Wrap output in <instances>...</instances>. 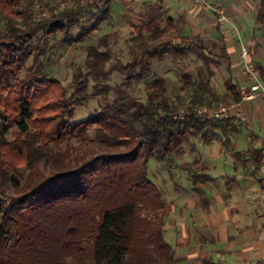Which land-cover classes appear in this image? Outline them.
I'll use <instances>...</instances> for the list:
<instances>
[{
    "label": "trees",
    "instance_id": "1",
    "mask_svg": "<svg viewBox=\"0 0 264 264\" xmlns=\"http://www.w3.org/2000/svg\"><path fill=\"white\" fill-rule=\"evenodd\" d=\"M111 1L105 0L108 7ZM32 5L30 2L27 10L21 8L18 0H0L1 12L6 16V27L0 29V180L3 185L11 183L23 193L17 198L0 199V264H68L70 258L78 264H174V250L164 240L163 219L152 221L143 215L150 207L163 208L161 191L149 178V162L166 161L172 153L180 155L190 130L206 141L209 132L218 127L195 118L174 121L172 116L179 109L225 106L229 101L211 91L209 78L195 81L190 74H183L179 79L180 90L185 92L183 98L170 102L163 78L147 86L146 103L129 95L121 86L103 88L98 91L99 111L83 121L72 122L75 107L87 98V77L97 82L106 79L110 70L130 73L138 69L127 79L140 81L153 61L185 57L192 46L161 44L143 51L127 65L119 63L106 71L111 54L100 50L108 46L105 36L100 46L87 50L86 78L75 79L69 100H65V91L57 82L45 74H36L33 91L52 90L53 102L44 106L47 102L32 97V84L19 82L18 75L36 49L33 41L38 32L45 29L54 34L62 28L68 32L84 9L69 10L41 25L30 20ZM99 21L90 29H96ZM256 21L264 27V0L259 5ZM136 30L137 38H142L144 32L152 40L165 34L152 21L140 24ZM226 86L231 101L238 103L241 99L238 89L229 82ZM14 91L17 96L11 101ZM110 93H114V99L102 106ZM40 102L43 103L38 108L36 104ZM11 111L16 114L13 123L24 139L8 144L2 139L8 131L6 115ZM48 113H52V118L38 117ZM93 125H98L94 131L95 142L106 147L124 146L126 152L91 158L33 181L38 162L55 163L52 144L84 140ZM24 155L33 176L21 185L9 174L16 158ZM65 188L72 192L68 191L60 201H53L55 194L60 196L59 189ZM41 202L42 207L38 206ZM60 204L66 207L63 212ZM84 240L87 247H83Z\"/></svg>",
    "mask_w": 264,
    "mask_h": 264
},
{
    "label": "crops",
    "instance_id": "2",
    "mask_svg": "<svg viewBox=\"0 0 264 264\" xmlns=\"http://www.w3.org/2000/svg\"><path fill=\"white\" fill-rule=\"evenodd\" d=\"M131 1L136 8L153 6L165 15L168 32L176 38L199 41L195 50L203 55L198 60L206 63L209 58L212 64L207 68L209 87L229 104L235 102L228 82L238 91L245 82L238 36L264 80V27L256 21L257 0H209L225 7L238 32L218 24L190 0ZM113 4L114 0L110 7ZM161 29L165 36L167 29ZM206 45L216 51L211 57L206 55ZM196 70L190 75L199 81L202 70ZM237 104L245 121L215 123L218 127L206 141L192 153L180 154L181 159L194 156V173L188 169L191 176H176L177 187L171 183L166 191L164 239L174 250V264H264V105L241 99Z\"/></svg>",
    "mask_w": 264,
    "mask_h": 264
},
{
    "label": "rangeland",
    "instance_id": "3",
    "mask_svg": "<svg viewBox=\"0 0 264 264\" xmlns=\"http://www.w3.org/2000/svg\"><path fill=\"white\" fill-rule=\"evenodd\" d=\"M18 1L21 8H25L27 10L29 9L28 4L30 2L31 4L33 3L32 8L30 9V20L34 24L41 25L69 10H76L78 8L84 9L83 14L77 19L76 23L68 30V32H65V28H62L61 30H57L54 34H49L45 31V29H41L38 32L37 39L33 41L36 49L29 56L23 66V69L18 75L19 82H29V84H32L33 88L30 90L32 97L39 99V101L43 100L44 102H47L44 106L53 102V94L51 89L47 93L46 90L42 93H35L33 91L36 86L34 82L37 77L36 74H45L49 80L57 82L59 87L65 91V100H69V97L74 92L76 85L75 79L77 77H79L80 80H82V78H86V74L88 72L86 66L87 50L91 47L100 46L101 40L105 36H107L108 46L107 48L101 47L100 50L109 51L111 54V61L107 64L105 68L106 71H108L113 65L119 63L127 65L139 57L143 51L151 50L161 44L172 43L177 45L184 44L186 47L189 45L192 46V51H189L185 57H165L162 61H153L149 72L146 73L140 81L127 79L130 73L135 74L138 72V69L130 73L121 71L120 69L110 70L106 79H99L97 82L93 80V77H87V98L82 104L75 107L72 122L83 121L94 116L95 112L99 111L100 96L98 91L103 88L121 86L128 92L129 95L142 103H146L148 98L147 86L153 80L163 78L166 80L168 88L166 97L170 102H173L177 97L183 98V96H185V92L180 90L179 79L183 74H186L190 68L193 70H191L189 74H196V69L200 67L202 70V72L199 73L201 78L205 80L208 77L207 68H209L212 64H210L211 61L209 62V58L207 59L208 63H203L201 59L200 61L198 60L203 55L202 50H195L198 47L197 45L199 41H190L186 37L178 39L172 33H169L168 31L170 28H168L169 24L166 16L160 14L156 8H153V6L136 8V5L132 3V1L129 3L130 0H114V4L111 7L107 6L105 0ZM257 1L260 5L261 0ZM68 3L73 4L70 7H63L64 4ZM126 3H128L129 6L125 5L124 7V4ZM38 7L42 10L41 12H46V17H42L40 19L37 18L39 14ZM140 17L142 18L141 20ZM98 21L99 24L96 26V29L91 30L90 28L96 25ZM149 21L156 23L160 26V28L165 27L167 29L166 35L159 39L152 40L147 37L148 35L144 32L142 38H137L138 31L136 30V27L142 22ZM17 23L20 24V21ZM5 27L6 16L0 9V29L4 30ZM206 46V55L211 57V54L216 51L208 45ZM17 91H14L13 94L10 95L11 101H13L17 96ZM25 91L29 90L25 89ZM114 97V93H110L109 100L102 102V106L110 103ZM41 103L43 102L36 104V106L39 108V104ZM52 116V113H48L47 115L44 114L38 117L52 118ZM6 118H8V131L3 136L2 140L8 144L22 141L24 139V135L20 134L18 128L13 123V121L16 120V114L13 111L8 112ZM97 127L98 125H93L89 130L88 137L84 140L78 138L70 139L69 141L63 142L59 145L52 144L51 147L55 155V163L50 162L49 164H45L43 161L38 162V172L33 181L36 182L42 178L49 177L63 167L67 168L80 165L84 161L91 158L104 154L120 155L126 152L127 149L124 146L106 147L95 142L94 131ZM190 131L191 132L188 135L187 140H185L182 145V151L185 153H192L194 147L202 143L201 136L195 134L193 130ZM9 156H13V154L10 153ZM190 157L191 158L181 159L180 155L172 153L166 161L156 163L155 160H150L149 162V178L161 191L163 208L160 210V208L153 209L150 207L143 213V215L152 221H157V219L161 217L163 219L162 230L164 232L168 223V215L166 211V191L170 189L171 183L175 184L177 182L176 180H179L176 176L188 177L190 174L186 172V170H194V156ZM5 170L10 171L9 168L6 167ZM171 172H173V174ZM9 175H13L21 185L25 184L26 179L32 178L33 175H30L26 155L23 157L21 156V158H16L14 161V169L10 171ZM175 186L177 187L176 184ZM65 189L66 190L59 189L61 190V194L60 196L55 194V198L53 195V201H60L65 195L69 194L68 191L72 192V189L70 190V188ZM22 194V191L16 190L11 183L3 185L0 180V199L8 200L9 198H17ZM42 203L43 202H41L38 206L42 207ZM59 207L62 208L60 212H63L66 209L63 204H60ZM155 216L158 217L156 218ZM87 246V241L84 240L83 247ZM67 262L68 264H78V261L72 258L68 259Z\"/></svg>",
    "mask_w": 264,
    "mask_h": 264
},
{
    "label": "built area",
    "instance_id": "4",
    "mask_svg": "<svg viewBox=\"0 0 264 264\" xmlns=\"http://www.w3.org/2000/svg\"><path fill=\"white\" fill-rule=\"evenodd\" d=\"M195 8L212 15L218 24L229 25L234 31L238 32L237 26L233 23L231 16L225 7L218 2L209 0H190ZM73 3L64 4L63 7H70ZM39 8V7H38ZM37 8V9H38ZM39 8L37 18L46 17V12H41ZM238 54L241 61V71L245 78L244 84L239 89L241 100L259 101L264 105V80L256 64L250 59V51L246 43L238 36ZM188 103V101H186ZM195 118L200 122L206 123H228L235 121H245L246 117L239 109L238 104L219 105V106H196L191 109L181 108L172 119L174 121H187Z\"/></svg>",
    "mask_w": 264,
    "mask_h": 264
}]
</instances>
